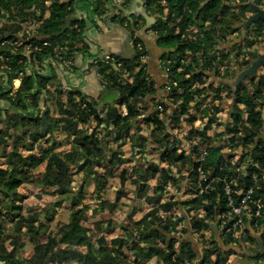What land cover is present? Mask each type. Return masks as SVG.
<instances>
[{
  "label": "crops",
  "instance_id": "crops-1",
  "mask_svg": "<svg viewBox=\"0 0 264 264\" xmlns=\"http://www.w3.org/2000/svg\"><path fill=\"white\" fill-rule=\"evenodd\" d=\"M47 2L49 3V0ZM226 5L238 15L234 30H225V25L222 23L225 34L220 41L215 38L204 43L202 40L201 45L208 46L206 53L198 52L194 61L192 57L191 65L189 58H185V64L173 65L177 81H183L185 77L188 79L193 77L190 91L195 102V107L193 105L195 113L191 121L185 110L180 114L181 109L177 100L165 99L168 95L165 89L167 79L161 63V58L165 54L178 52L185 57L184 53L186 54L188 48L179 51L177 44L163 47L156 41L153 42L152 38L157 40L159 37L150 31L154 24L148 27L145 34L142 33L148 24L140 15L144 8L143 0H108L105 14L100 17L96 14L90 15L94 22L88 23L82 40L77 41L78 45L86 46L84 50L74 52L72 59L64 58L63 61H59L53 58L48 63L52 70L49 68L50 65L43 64L46 71L55 76L44 87L38 105L30 110L33 116L41 115V117L47 112L52 120L58 122V126L53 129L52 139L50 137L48 140H43L39 145L46 147L54 141L55 150L62 154L65 163L71 168V192L63 198L75 196L82 182L86 183L84 201L88 208L85 225L93 235V244L96 247L100 239L109 247L114 238L117 239L125 234V230L129 231L130 228L137 226V230L146 232L145 234L149 236L163 220L173 219L176 220V231L171 233L176 238L174 247L177 249L189 242L191 249L197 254L196 258L186 261L190 264H199L206 254H209V257L203 264H260L264 261L263 241L247 220L245 233L227 242L218 216L207 215L206 208L210 204L208 198H202L200 204L185 202L204 195L198 192V173L193 174L196 146H206L209 149L222 147L220 155L223 156L225 164L231 165L233 151L238 153L242 162L247 158V155L240 156L241 151L236 149L235 145H227L230 141V132L234 130L231 122L235 120L236 113H240L239 124H248V128L245 129L239 126L242 128H239L240 130L247 133L254 130L251 134H256L254 137H261L264 140V107L261 110L263 123L262 126H258L247 122L245 109L242 111L239 109L244 107L242 101L237 104L232 101V97L234 96L235 99L236 92L241 90L242 85L252 90V80L264 74V62L257 67L253 76L244 74L258 56L264 53V47L255 43V28L259 21L246 25V21L256 13L254 6L264 10V0H227ZM45 10L43 12L48 17L49 9L47 12ZM145 10L151 17L155 16L151 12L153 9L145 8ZM87 15L86 11L77 12V17L85 18ZM114 15L127 19L130 25H125V21L123 23L112 21ZM220 19L222 16L216 17L217 22ZM178 29L175 28L176 33ZM132 31L143 39L147 51L146 68L150 80L156 86V94L149 95L138 104L140 113L132 120L131 127L119 128L113 124V118H108L107 114L118 109V112L124 116L127 114V107L125 103H118V91L103 77L95 66L94 58L105 53L131 57L134 54ZM238 49L241 52L246 51L250 56L244 65L235 64ZM221 66L227 68L223 76L219 74ZM38 69L39 67L36 66V70ZM127 75L128 73H123L119 81L122 85L130 86L133 79ZM20 83L21 79L14 86L18 87ZM77 90L93 105L99 120L97 121L92 114L84 124L79 123L72 129L66 124V118L72 119L73 116L66 115L63 110L70 105L68 102L70 93ZM225 90L231 92V95L225 97L226 94L223 93ZM162 100L168 102L169 108L162 112L160 119L163 128L158 129L149 119L156 114L159 101ZM210 104V110L209 107L199 109L201 105ZM0 105L3 106V103L0 102ZM217 105L219 108H215ZM209 115L220 125L217 124L211 130L209 127L208 130L203 131L205 126H208L206 117ZM3 126L7 128V136H5L6 142L0 146V167L5 168L17 142L16 137L21 134L23 131L21 128L24 126L11 124L5 120ZM201 132H205L202 138ZM169 141V149L174 147L175 156H180L173 162L162 159L163 149ZM19 151L23 155L28 153L21 147ZM38 151L37 147L35 152ZM263 163V160L259 161V165ZM44 165L45 163L32 170L31 179L17 190L20 195L25 196L21 202L24 215L37 211L40 219L43 218L46 208L60 201L62 197L56 191V187L38 184ZM2 199L0 195V200ZM169 202H175L172 209L164 207ZM55 212V219L50 224L43 219V223L50 226V230H57L69 221L72 213L70 202L63 200L61 204L55 206ZM141 218H144V222L140 225L138 221ZM194 219H202L203 225L198 229L194 228ZM15 228L14 221L9 219L5 221L4 246L8 253L13 248V238L16 239L19 235ZM38 237L41 242L47 240L45 235L39 234ZM34 239L37 237L35 236ZM20 242L22 244L15 247L14 258L18 264H29L28 260L34 251L32 236L24 234ZM217 253L222 254L220 262L216 260ZM9 259L0 255V264H7ZM141 264L165 263L160 256L153 255L143 259Z\"/></svg>",
  "mask_w": 264,
  "mask_h": 264
},
{
  "label": "trees",
  "instance_id": "trees-1",
  "mask_svg": "<svg viewBox=\"0 0 264 264\" xmlns=\"http://www.w3.org/2000/svg\"><path fill=\"white\" fill-rule=\"evenodd\" d=\"M46 0H0V17H6L10 22H2L0 20V146L6 142L7 136L6 127L3 126L4 120L11 124H21L24 128L19 136L16 137V144L8 158L7 167H0V255L2 258L9 257L7 264H18L14 258L16 253V246L22 244L21 238L24 234L29 237L32 236L34 242L33 255L28 260L29 264H141L145 258L153 255L160 256L165 264H184L187 260L194 259L197 254L189 242L184 243L177 249L174 247L175 237L171 235L176 231V220L165 219L159 226L152 230L148 236L145 233L130 228L125 230V234L114 238L110 246L102 239L97 241V247L93 244V235L89 233V228L85 225L87 219L86 209V183L83 181L78 187L77 193L73 197L63 196L71 192L72 172L69 165L64 161L62 154L55 150L56 145L53 144L42 146L39 142L52 139V133L58 122L52 120L47 112H44L46 118V127L37 129L42 126L41 115L33 116L31 108L38 105V101L44 87L54 79L51 73L46 71L43 64L47 58L58 59L61 56L63 59H72V55L76 51H82L86 48L84 44L78 45L77 41L83 38V32L86 30L88 23H93L92 16H102L107 10L108 0H49L48 6L45 5ZM156 6L153 9V14L156 16V22L152 26L159 36L157 40L152 41L163 47L177 46L179 51L187 49L184 53V59L190 60V65L196 59L198 52L206 53V45L202 46L203 40L206 43L208 40L215 38L220 41L224 36L225 30H234V25L238 22V15L232 10L228 9L226 5L227 0H167L166 7L159 4L160 0H155ZM158 2V3H157ZM35 8L39 10V15H30L29 9ZM45 9H49V15L40 24L37 31L34 33H22V28L19 22H12L13 18L19 21L40 20ZM78 11H86L87 17H77ZM156 12V13H155ZM92 13V14H91ZM222 16L220 21H216L217 16ZM66 20L69 21V26L66 27ZM112 21L125 23L130 25V22L123 17L114 15ZM264 20L259 21L257 25L263 23ZM224 23L225 27H222ZM189 26L200 28L202 34L197 35L198 41H192L190 38H182L181 33ZM178 27L180 33H176L175 28ZM22 33V34H21ZM132 37L136 41L143 44V39L132 31ZM154 37V36H153ZM23 42L19 46V42ZM30 43L33 47H39L34 52L24 51L25 46ZM145 48V47H144ZM241 51L238 49L237 53ZM145 55L147 51L145 48ZM116 61L121 62V67L117 70L113 63H104L99 60L95 63L98 70H100L103 77L116 88L119 93L118 103H125L127 107V114L124 116L118 112V109L109 111L108 118H113V124L119 128L131 127L133 119L138 117L140 113L139 103L144 101V98L151 94H156V86L147 72L145 59L139 58V55L133 54L131 57H123L115 54ZM249 60V59H247ZM248 62V61H246ZM245 62V63H246ZM185 64V63H184ZM50 65V64H49ZM48 65V66H49ZM36 66L39 67L36 70ZM50 70H52L50 65ZM25 69L30 71L29 74ZM44 69V71H43ZM172 74L175 76L173 66L171 67ZM125 70V71H122ZM123 73H128V77H132L133 81L130 86L122 85L119 81ZM20 78L21 83L18 87L13 85V79ZM191 78H186L183 81H178V85L171 88L168 95L165 97L168 101H178L181 109L180 114L184 110L189 115V121L194 117L195 102L193 101V94L190 91L192 86ZM177 80V78H175ZM181 79V77H178ZM253 88L248 90L244 85L241 90H237L236 97H232L235 104L242 101L244 107H239L242 111L245 109L247 122L250 124H257L262 126L263 120L261 117V110L264 107V74L260 75L258 79H253ZM183 85V87H182ZM182 87V89H180ZM240 89V88H239ZM58 90V89H57ZM243 92V93H242ZM225 97L231 95L228 90L223 91ZM77 99V101L75 100ZM79 99V100H78ZM69 106L63 111L66 115L73 116L72 119L66 118V124L72 129L76 128L79 123L84 124L89 116L92 114L98 121V116L95 114L96 110L90 102L86 101L85 96L80 91H75L69 95ZM149 100V99H148ZM151 100V99H150ZM153 102H156L152 99ZM146 102V101H145ZM150 103H152L150 101ZM162 105V110L158 108L156 114L150 117V121L158 129L163 128L160 116L162 112L167 111L169 104L167 101H159ZM157 105V102H156ZM194 105V107H193ZM220 105V104H219ZM219 105L215 108H219ZM188 107V108H187ZM179 113V112H178ZM239 113V112H238ZM235 114V120L231 122L234 128L230 132V141H233V135L240 127L248 128V124L241 125L240 113ZM208 126H205L203 131L212 129L213 126L219 124L212 116L206 117ZM212 125V126H211ZM220 125V124H219ZM240 126V127H239ZM221 127V126H220ZM232 128V129H233ZM240 128V129H239ZM205 132H201V138ZM252 132H246L248 136H252ZM49 136V137H47ZM233 136V137H232ZM256 145L253 147L255 153L259 151L263 158L264 154V140L261 137L256 138ZM51 142V141H50ZM19 143V144H17ZM95 144V143H94ZM170 141L167 142L163 149L162 159L169 162L177 160L180 156H175V148L169 149ZM260 146V147H259ZM24 148L28 153L23 155L19 148ZM39 148L38 152L36 148ZM196 150V147L194 148ZM222 147H211L209 156L205 162V166L215 167L217 164L224 162L223 156L220 155ZM258 157L255 161L258 162ZM195 161V158H194ZM242 159L239 157L238 162ZM44 165L38 184L40 186L56 187V191L60 194L61 200L57 201L50 207L46 208L42 219L39 217V212L33 211L24 215L23 205L21 202L25 196L18 193V188L25 182L29 181L32 176V170L37 169L40 165ZM253 163V162H252ZM252 163L247 167V171L251 172L254 169ZM224 164L223 175L225 171L232 166ZM264 164V163H263ZM193 174L197 172V163L194 162ZM240 185L249 184L250 178L240 175L238 177ZM221 182L214 183V189L201 195V197L191 198L185 201L186 203L200 204L202 198H208L210 204L206 208L207 215L215 217L219 212L225 208L226 198L220 193L217 196L219 189H221ZM218 197L219 202L215 201ZM63 200H68L72 207L70 219L66 224H62L57 230H50V226L43 223L45 219L49 224L55 219V206L61 204ZM175 202H169L164 207L172 209ZM9 219L15 222V231L19 233L16 239L12 240V250L8 253L4 246L5 241V221ZM195 220V219H194ZM144 222V218L138 221V224ZM144 225V224H143ZM203 225L202 219L194 221V228H200ZM226 236L227 242L233 240L229 234ZM46 236V242H41L38 235ZM37 239H34V237ZM155 239V240H154ZM158 243H161L160 245ZM143 244V245H142ZM209 254L203 256L199 264L207 262ZM222 254L217 253L216 260L220 262Z\"/></svg>",
  "mask_w": 264,
  "mask_h": 264
},
{
  "label": "built area",
  "instance_id": "built-area-1",
  "mask_svg": "<svg viewBox=\"0 0 264 264\" xmlns=\"http://www.w3.org/2000/svg\"><path fill=\"white\" fill-rule=\"evenodd\" d=\"M48 0L45 1V5L48 6ZM158 3V2H157ZM159 4L161 6L166 7L169 3L167 0H160ZM156 1L155 0H143L144 9H155ZM31 11L32 16L39 15V10L35 8L29 9ZM47 12V9L45 10ZM0 13H3L2 11ZM45 14L42 13V18L40 20H30V21H19V19L13 18L12 22H19L22 28V33H34L37 31L40 24L45 19ZM155 16H153L156 19ZM82 17V16H80ZM2 22H10L6 17H0ZM256 45H260L264 47V22L256 26ZM150 31L154 35H158L157 31L153 28ZM180 33L178 29L177 33ZM21 33V34H22ZM201 34L200 28H196L195 26H189L186 28L183 33H181L182 38H190L192 40L197 39V35ZM135 37V36H134ZM132 37V45L133 52L136 55H139V58L145 59V48L144 45L140 41H136L135 38ZM24 41H20L19 46L23 44ZM39 47H33L30 43L25 46L24 51L28 52L32 51L33 56L34 52L38 50ZM250 56L246 51H242L238 53L235 57L236 65H244V63L249 59ZM53 58L45 59L46 63H50ZM59 61H63L61 56H58ZM103 61L104 63L111 62L114 64L117 70L121 67V62L116 61L115 54L105 53L101 54L94 58V62ZM161 63L165 72L166 77V86L165 89L167 93L170 92L171 88L178 85V81L175 79V76L172 74L171 67L175 63H186V59H184L183 55L175 52L173 54H165L163 58H161ZM66 64V63H64ZM226 66L219 67V74L223 76V72L226 70ZM27 74L30 73L28 69H25ZM20 78L13 79V85L17 83ZM206 107H209L208 110L211 109L210 105H201L199 109L203 110ZM159 109H162V105H158ZM254 131V130H253ZM252 131V132H253ZM256 135V134H254ZM248 136L246 132L242 130H238L234 133L233 141H229L227 143L228 146L235 145L236 149H240L241 155H247V158L243 160V162H238L239 155L236 151H233L231 161H233V165L229 166L223 175H220V172L224 170V162L221 164H217V170L215 167L209 166L206 167L204 164L209 156L210 150L206 146H196L195 150V163H197V172H198V192L200 194H205L210 190L214 189V183L221 182V189L217 194L220 197V193L226 198L225 200V208L223 211L219 212L218 218L220 220V225L222 230H224L225 234H229L233 240L237 239L241 234H244V229L246 225V220L249 222L250 226L255 229L259 234L264 244V164L259 165V161L263 160L264 162V154L263 158L257 155H261L259 151L255 153L253 147L256 145V137ZM260 147V146H259ZM257 154V155H256ZM255 157L259 158L258 162L255 161ZM253 162V163H252ZM252 163L255 170L249 172L247 171V167ZM243 173V174H240ZM240 175L247 176L250 178L249 184L240 185L238 182V177ZM216 197V201L219 202V198ZM184 264H190L189 262H185Z\"/></svg>",
  "mask_w": 264,
  "mask_h": 264
},
{
  "label": "water",
  "instance_id": "water-1",
  "mask_svg": "<svg viewBox=\"0 0 264 264\" xmlns=\"http://www.w3.org/2000/svg\"><path fill=\"white\" fill-rule=\"evenodd\" d=\"M254 10L256 11V13L254 15H252L247 21H246V25L249 23H254V22H258L260 20H264V10L260 9L256 6H254ZM141 16H143L146 20V22H148V24L146 25V27H144V29L142 30V33L145 34L148 27L150 25L154 24L155 18L151 17L150 15H148V13L146 12V10L143 8V10H141ZM69 26V22L66 20V27ZM146 36V35H145ZM264 62V53L259 55L258 58L251 64V66L246 69V71L244 72L245 75L247 76H253L256 73V69L257 67ZM42 126L39 129H44L46 127V118L45 116H42ZM260 235V234H259ZM264 252V250H263ZM260 264H264V261L261 262Z\"/></svg>",
  "mask_w": 264,
  "mask_h": 264
},
{
  "label": "rangeland",
  "instance_id": "rangeland-1",
  "mask_svg": "<svg viewBox=\"0 0 264 264\" xmlns=\"http://www.w3.org/2000/svg\"><path fill=\"white\" fill-rule=\"evenodd\" d=\"M167 49V48H166Z\"/></svg>",
  "mask_w": 264,
  "mask_h": 264
}]
</instances>
